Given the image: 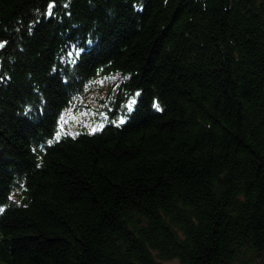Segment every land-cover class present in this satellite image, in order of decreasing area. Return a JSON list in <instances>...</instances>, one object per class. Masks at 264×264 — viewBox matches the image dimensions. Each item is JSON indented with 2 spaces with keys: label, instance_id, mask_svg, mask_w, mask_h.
<instances>
[{
  "label": "trees",
  "instance_id": "obj_1",
  "mask_svg": "<svg viewBox=\"0 0 264 264\" xmlns=\"http://www.w3.org/2000/svg\"><path fill=\"white\" fill-rule=\"evenodd\" d=\"M173 259L264 264V0H0V264Z\"/></svg>",
  "mask_w": 264,
  "mask_h": 264
},
{
  "label": "rangeland",
  "instance_id": "obj_2",
  "mask_svg": "<svg viewBox=\"0 0 264 264\" xmlns=\"http://www.w3.org/2000/svg\"><path fill=\"white\" fill-rule=\"evenodd\" d=\"M115 78H108L109 82ZM106 81V80H105ZM104 80L89 91L85 97L79 96L75 103L66 108L59 118L58 131L55 138L64 134H76L82 128H89L91 131L102 127L107 119L105 111L101 110L102 100L106 99L109 88L108 82ZM125 117H122V120ZM169 264H178L177 259L168 261Z\"/></svg>",
  "mask_w": 264,
  "mask_h": 264
}]
</instances>
